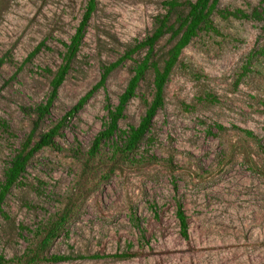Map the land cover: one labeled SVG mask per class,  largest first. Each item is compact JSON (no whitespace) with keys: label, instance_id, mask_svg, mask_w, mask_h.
Here are the masks:
<instances>
[{"label":"rangeland","instance_id":"1","mask_svg":"<svg viewBox=\"0 0 264 264\" xmlns=\"http://www.w3.org/2000/svg\"><path fill=\"white\" fill-rule=\"evenodd\" d=\"M163 1L96 0L83 43L37 133L91 90L103 66L152 32L155 16L165 12ZM86 3L0 0V181L33 126L27 110L48 96L45 70L60 64L62 43L74 34ZM262 9L264 0L218 4V10L247 15ZM212 23L213 30L200 31L183 49L164 105L135 152L113 156L103 144L94 157L86 154L105 121L106 98L117 104L139 53L66 120L58 148L33 156L0 215V256L13 259L3 264H26L32 251L39 258L28 264H264V20L215 13ZM174 42L167 34L156 43L160 65ZM152 81L149 71L119 121L121 130L138 125ZM178 204L188 218V239L180 234ZM55 224L57 237L42 244ZM116 253L132 256L45 260Z\"/></svg>","mask_w":264,"mask_h":264},{"label":"trees","instance_id":"2","mask_svg":"<svg viewBox=\"0 0 264 264\" xmlns=\"http://www.w3.org/2000/svg\"><path fill=\"white\" fill-rule=\"evenodd\" d=\"M220 0H166L162 2L164 9L163 14L155 16L153 21L152 32L141 41L129 47L124 54L115 62L102 67L100 80L88 91L77 103L73 106L57 123L44 132H38L41 124L50 115V109L53 107L54 102L58 97V91L66 79L71 65L77 56V53L83 43L88 22L96 9V0H87L85 11L82 18L75 29L74 34L70 37L69 42L62 43L63 52L61 53V62L55 71L46 69L47 73L51 74L49 82L50 91L44 102L36 105L27 110L28 114L35 116L33 126L30 133L20 144V147L10 157L2 172V179L0 181V215L4 214L3 205L7 195L11 189L20 183L24 173L26 172L27 165L33 156L40 150L51 147L58 148L56 138L61 136V130L65 126L66 120L76 115L93 96V94L100 88L104 87L108 76L118 68L125 60H132L133 55L139 53L142 57L134 62L132 69V76L127 82L124 91L118 97L117 104L113 105L109 98H106L104 109L106 111V118L102 124L101 130L96 134L93 139L92 145L86 153L88 157H94L101 145L110 144L113 156L128 157L131 153L135 152L140 144L144 141L145 136L149 132L153 119L157 112L162 109L164 105V88L168 82L169 76L179 56L184 48L197 36L202 30H213L212 16L217 13L222 18L229 16L240 19H255L264 20V9L261 11L254 10L251 15H247L241 10L228 12L225 10H218ZM183 8L186 12L180 11ZM174 16V21H171ZM169 34L170 38L174 40V44L168 50L166 58L163 60V65L159 64L155 52L156 43L165 35ZM43 44L36 47L27 57L26 61H30L40 50ZM264 54V49L261 51ZM3 60L0 61V65ZM153 72V94L149 103L146 105L145 112L141 117L138 125L129 126L127 130L119 128V121L125 118V110L130 102L136 96V91L139 83L144 79L147 72ZM219 130L223 127L217 126ZM236 128V127H235ZM238 129V128H236ZM246 137L255 139L254 134L249 130L238 129ZM176 218L179 224L180 234L183 238L188 239V218L185 215L181 204L177 205ZM57 224L48 229L45 234L46 237L42 240V244L50 239L57 237L58 227ZM29 260L38 259L40 252H30ZM132 255L129 253L99 255L95 254L89 257L84 256H65V255H51L46 257L48 262L58 263L72 260L73 258H89V259H123L129 258ZM13 259L8 261L0 256V264L6 262H13ZM17 260V259H16ZM21 262V259H18Z\"/></svg>","mask_w":264,"mask_h":264}]
</instances>
